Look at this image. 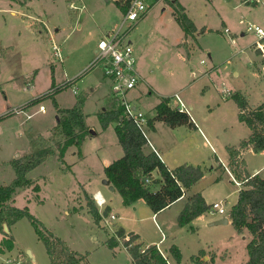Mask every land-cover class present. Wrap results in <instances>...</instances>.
Returning a JSON list of instances; mask_svg holds the SVG:
<instances>
[{"label": "rangeland", "instance_id": "obj_1", "mask_svg": "<svg viewBox=\"0 0 264 264\" xmlns=\"http://www.w3.org/2000/svg\"><path fill=\"white\" fill-rule=\"evenodd\" d=\"M244 1H177L186 7L185 11L198 27L207 25L211 29L198 37L199 44L211 52L212 60L218 66L210 78L200 77L210 62L206 55L196 51L187 60L183 51L176 48L182 30L172 12L175 0L154 1L145 18L136 22L128 35L134 46L136 68L141 75L143 70L149 72L137 88L128 92L131 102L148 116L159 99L157 92H173L193 82L195 85L186 89L187 99H182L184 103L195 107L194 115L196 111L207 110L206 104L211 105L214 108L208 116L211 130L214 134L217 131L223 143L237 144L248 127L238 120L237 105L231 94L241 91L251 105L259 101L260 90L264 88V80L259 77L263 67L259 64L261 57L249 52L252 51L250 42L254 35L246 31L248 22L256 24L255 21L259 20L264 24V9L260 2L252 7ZM73 3L78 7L73 8L68 0H0V185L9 183L15 176L10 163L13 158L29 155L37 149H50L51 155L30 172V185L13 193L12 204L18 208L27 206L29 212L64 240L70 249L85 254L86 259L78 264H133L122 239L113 248L107 246L112 229L103 224L102 216L96 223L87 205L86 191L99 183L100 168L95 160L94 145L96 148L101 145L113 147L117 143L115 132L109 130L82 142L79 148L84 152V160L72 164L73 172L59 171L60 167L67 166L65 162L77 160L78 147L69 146L63 158L59 157L65 136L58 126L60 116L53 99L63 108H71L82 100L86 126L92 128L100 124L99 112L119 106L111 93L110 82L103 76L102 66L81 67L94 58L93 41L97 42L101 31L118 25L123 10L114 0H75ZM81 5L84 6L80 8ZM25 12L34 15L32 21L36 23L32 24ZM36 17L54 34L62 60L54 57L49 34ZM79 23L81 26L78 28ZM224 27L228 28V33L224 32ZM240 32L244 35L240 36ZM191 45L194 46L193 43ZM244 51L257 59L253 61L254 67L242 58ZM201 59L207 60V65L200 63ZM190 70L195 72L194 78L190 77ZM67 80H73V83L63 87L53 98L45 97L38 103L27 105L30 100L56 89ZM52 81L54 88H50ZM149 87L152 95L146 99L145 91ZM40 104L44 105V112L39 110ZM224 150L225 147H220L218 155L223 156ZM245 157L250 167L264 163V156L260 154H247ZM86 164L91 165L94 172H86ZM239 164L240 157L237 163L228 162L227 166L237 174ZM202 167L210 168L204 164ZM224 175L223 194H228L224 202L228 206L234 200L238 185ZM35 184L41 188L37 193L33 190ZM119 200L116 193L114 203ZM103 211L99 210L103 215L109 214V211L106 214ZM120 213L127 217L126 224L141 229L144 237H159L160 233L147 217L150 209L145 201H141L135 211ZM160 215L168 218L170 213L165 211ZM160 218L157 220L159 223ZM117 222V219L113 221L114 230ZM10 232L18 247L15 250L22 253L24 264H51L43 242L27 218L18 220L10 227ZM186 234L184 239L185 236L192 238L190 233ZM185 241L189 242V239ZM26 249L33 253V263ZM241 253L237 245L229 249L227 254L230 258L223 264H236Z\"/></svg>", "mask_w": 264, "mask_h": 264}, {"label": "trees", "instance_id": "obj_2", "mask_svg": "<svg viewBox=\"0 0 264 264\" xmlns=\"http://www.w3.org/2000/svg\"><path fill=\"white\" fill-rule=\"evenodd\" d=\"M174 19L177 21L185 35H191L195 31V26L191 19L184 12L183 7L175 0L172 4ZM259 54V52H257ZM264 61V58H261ZM53 73V68H51ZM53 77V75H52ZM73 83L67 80L56 89L48 91L39 97L30 100L27 105L38 103L45 97H52L63 87ZM54 82L50 88H54ZM238 108V120L247 125L250 130L249 135L239 142L237 148L226 147L229 154L230 164L238 162L239 153L244 148L250 146L254 152L264 150V102L256 107H249L246 97L239 91L231 94ZM60 121L58 126L65 136L64 142L59 150V157L63 158L69 146H81L85 137L89 134V127L86 126L84 114L81 110L82 100H79L71 108H60L53 99ZM101 127L105 129L108 125H114V131L119 144L123 150V155L104 167L105 178L113 185L121 196L125 205L143 199L151 211L157 212L165 209L171 203L179 199L184 191L188 190L194 183L201 179L206 169L200 165L181 164L169 169L160 157L151 149H147V138L131 119L125 118L122 107H112L104 109L97 114ZM2 116H0V121ZM165 122L169 127H176L183 124H191V116L185 111H181L173 105L169 97L162 98L155 106V114L148 118V127H152L154 121ZM75 130L77 132H75ZM50 149H37L29 155L13 158L10 163L15 172L14 178L7 184L0 185V231L3 238L0 240V251H10L13 249V239L4 232L3 224L8 230L21 218H27L34 228L50 257L51 264H78L86 259V255L69 248L64 240L53 234L36 217H34L27 206L18 208L13 203V193L21 187H26L32 182L27 177V173L50 156ZM240 167V164H239ZM154 171H158L160 178L152 176ZM247 181L243 182L238 192L236 202L229 210L231 223L238 233L247 230L251 238L246 245L248 259L244 264H264V179L258 175L246 174ZM145 178H150L145 182ZM33 190L39 192L38 184L33 186ZM89 212L97 223L101 219V214L95 206L92 198L87 197ZM208 205L200 193L190 194L183 208L177 215V224L185 226L202 213L208 211ZM109 211L104 208L103 213ZM116 235L124 236V230L120 227L116 229ZM138 236L130 233V242L124 241L123 245L131 255L133 264H167L162 255L154 245L148 247L147 252H139L140 242ZM107 246L113 248L118 245L114 236H110L106 241ZM58 248V250H57ZM168 254L174 263L181 261V253L176 245L168 248ZM203 250L190 257L191 264H211L204 261Z\"/></svg>", "mask_w": 264, "mask_h": 264}, {"label": "crops", "instance_id": "obj_3", "mask_svg": "<svg viewBox=\"0 0 264 264\" xmlns=\"http://www.w3.org/2000/svg\"><path fill=\"white\" fill-rule=\"evenodd\" d=\"M68 1L70 3V2H74L75 0H68ZM114 1L118 3V6L121 8L119 2L117 0H114ZM151 1L154 4V1L156 0H151ZM244 2L247 4L249 3L252 4L253 5L252 7L256 6V4L259 3V2H256L255 0H245ZM260 3L262 4L263 9H264V0H260ZM82 6L84 5H81L80 8ZM182 7L186 15L193 22L195 26V31L191 35H185L183 30L181 29L182 36L179 39L176 45V48L178 50L183 51L187 60H190L192 58L193 53L196 51H199L200 54L202 53L206 55L210 59V62L207 68L202 70L203 72L201 73L200 77L204 76V77L210 78L211 74L214 71H217L218 66L213 62L211 52L205 47H203L201 44H199L198 37L199 35L209 33L211 29L207 25H202L198 27L195 24L192 17H190L185 11L186 7L185 6H182ZM12 13H15L14 10L12 11ZM25 13H22V14L25 15ZM27 16L30 17L32 24L36 23L35 21H32V18H35L34 15L27 14ZM145 16L143 18H145ZM36 19L37 21H40L43 24V21L40 18L36 17ZM255 22L256 24L264 26V24L259 22V20ZM43 26L45 27L44 24ZM80 26L81 25L79 23L77 27L79 28ZM45 29L47 30L49 34L51 43L52 41L56 43L55 40L53 39L54 34L51 32V30H48L46 27ZM223 30L224 32H227V33L229 32L227 31L228 30L227 27H224ZM243 35H244V32H240V36H243ZM253 41H254V38L250 43H252ZM86 43H89V40L86 41ZM191 43H193L194 46L191 45ZM92 44H93L92 51L94 53L95 48H96V42L93 41ZM131 45L134 51V46L132 43ZM249 52L250 53L252 52L253 55L256 56L257 58L261 57L259 54H257L253 50ZM134 55H135V52H134ZM243 55L245 56H243L242 58H244V60L249 61L252 66L254 64L253 61L254 60L257 61V59H253L251 54H249L246 51L243 52ZM135 58H136V55H135ZM61 60H62V55H61ZM89 62L90 60L85 65H83L81 69L83 68L86 69L88 65L90 64ZM162 62H164V60ZM206 62L207 60L205 59L200 60V63L202 64L207 65ZM259 64L264 65V61H260ZM261 69H262V72H259V77H261L264 80V69L263 68ZM141 70H143V66ZM138 73L140 74V71H138ZM148 74H149L148 71L143 70V75L140 74L142 78L141 82L146 79V76H148ZM194 76H195V72L193 70H190V77L194 78ZM139 85L140 84H138L135 88H137ZM192 85H195V84L191 82V84H188L186 86H181L173 92H168V91H162L159 93L157 92V96L159 97V99L157 100L153 108L151 109L150 111L151 113L148 116L145 114L147 118L153 117L155 114V106L162 98L169 97L171 99L172 104L175 106L180 100L185 105V107L188 109L193 125L183 124V125H178L176 127H169L165 122L156 120L153 122L152 127L147 128L148 132H146V136H147L148 141H147L146 148L151 149V150H156L158 152L160 159L164 162V164L169 169H172L181 164H192V165H200V166L204 164V166L206 165L210 167L209 170H206V172L204 173L201 179H199L196 183H194L188 190L184 191L183 195L179 199H177L175 202L171 203L168 207L157 212L156 214H154L149 208L150 214L147 215V217L151 219L152 223L155 226L156 231L160 233L159 237L158 238L144 237L141 229H139L138 227H133V226L126 224L125 221L127 217L122 215L120 211L121 212L122 211L123 212L135 211L138 205H140L141 201H144V200L139 199L129 205L123 204L121 196L119 195L117 190L105 178L104 167L110 164L115 159L120 158L123 155V150L121 148V145L119 144L118 138H116L117 143H115L113 147L101 145L96 148V146L94 145L95 160L98 163L101 171L100 170L98 171L99 183L94 184V187L92 186L93 187L92 190L89 189V191L88 192L86 191V193L88 197L90 198L92 197L93 199V195L96 192H99V195L102 198H104L106 201L105 207L109 209V213L111 212V213L118 214L117 215L118 222L116 223L117 228L118 227L122 228L125 234L126 233L129 235L130 233L136 234L138 236L137 242H140L141 245L145 246V245L158 244L159 247L166 252L170 261L173 264H191L190 257L192 255L197 254L199 250L204 251V255L202 256V259L204 261L210 262V259L212 258L211 264H223L230 258V254L229 255L227 254L228 250L231 248L232 249L235 248L236 245L239 246L242 252L236 264H244L248 259L246 245L248 241L250 240L251 236L247 230H244L242 233H238L233 227L231 223V219L229 217V210L231 206L236 202L238 192L241 189V187L238 186L236 188L234 200L232 203H230V205L227 206L224 201L227 199L228 194H225V195L223 194V187H224L223 185L225 183V179L223 177L225 176L224 174H226L228 179L231 180L228 172L225 170V167H226L238 180H241L244 176H246V174H250L251 176L258 175L264 179V163H261L254 167H250L245 157L247 154H251L253 156L260 154L264 156V150L254 152L250 146L241 150L239 153V157L241 158L240 168L238 169L237 174L233 173L232 170L227 166L229 162V154L227 152L226 147L233 146L237 148L239 145V142L249 135L250 130L248 128L247 133L243 134L242 137H240L237 144L235 145L225 144L221 140H219L217 131H215V134H214V131L211 130V127L208 124V120H209L208 116L213 113L214 108H212L211 105L206 104L207 110H205L204 112L196 111V115H194L193 111L196 110L195 107L191 103H188V106H187L183 101L187 99L186 89H188ZM205 89H206V86L204 89H202V91L204 92ZM145 92L147 93L145 98L148 99L152 95V88L149 87L148 90H146ZM176 96H178L179 100L176 98ZM172 98H175L176 101H174V99ZM137 99L140 100L141 96L138 95ZM262 102H264V88H261L260 90L259 101L256 104L251 103V105H253L252 107H256ZM251 105L249 104V107H251ZM60 108H63V107H60ZM237 113H238V108H237ZM89 129H92L93 133L90 132L89 130L90 136L85 137L83 142L87 140L88 138H90L91 136H97V134L103 135L109 130L111 131V133L115 132L113 124L108 125L105 129L101 127V124H99L95 128H92L91 126L89 127ZM222 146L225 147V150H224L225 152H223L224 153L223 156H220L218 155V150ZM17 155L18 154H16V156ZM77 156H78L77 160L75 159L74 162H70V163H66L63 159V161L65 162L67 166L65 168L60 167L59 171L66 170L69 172H73L72 164L83 161L84 152L80 150V154H78ZM84 167L86 168V170L84 169L86 172L88 173L94 172L93 171L94 168L91 165L86 164ZM37 168L38 167L29 171V173H27V177L29 176L30 172L35 171ZM152 176L157 179L160 178V174L158 171H154ZM104 179L106 180L105 183L103 182ZM116 193H118L120 200L115 204L114 196L116 195ZM194 193H200L208 205H211L215 201H221L225 206V213L220 214L217 211L211 212L208 210L202 213L201 215L197 216L196 218H194L190 224L185 225V226H179L176 220L177 215L180 212V210L183 208V206L185 205L187 201V197L190 194H194ZM165 211H169L170 213L168 218L160 215L164 213ZM74 213H76V211H74ZM160 216L162 218H160L161 221L159 223V221L157 220ZM225 217H227L226 223H215L218 220H221L222 218H225ZM12 226H14V224ZM186 233L191 234L192 238H187V236H185V239H189V242L185 241L184 239V235H187ZM7 234L11 236L13 239V249L8 252L12 254H18L22 257V253L19 250H15L18 247L15 243V239L13 235H11L10 229L8 230ZM3 236L4 235L0 232V240L3 238ZM171 245H176L178 249L180 250L181 261L179 263H174V261L171 259V257L168 254V248ZM26 251H28V249H26ZM29 252H30L29 256L32 257V263H33L34 261L33 253L30 250ZM131 261H132V258H131Z\"/></svg>", "mask_w": 264, "mask_h": 264}, {"label": "built area", "instance_id": "obj_4", "mask_svg": "<svg viewBox=\"0 0 264 264\" xmlns=\"http://www.w3.org/2000/svg\"><path fill=\"white\" fill-rule=\"evenodd\" d=\"M117 1L123 10L122 18L118 25L101 32V35L96 42L94 58L91 60L88 67L92 68L97 65L102 66L103 76L110 82L111 93L115 100L118 101V105L122 107L124 117L131 119L146 136L148 118L128 97V92L134 89L142 79L136 68V58L133 47L128 39V35L134 24L146 15L153 3L151 0ZM255 1L260 2V0ZM70 5L73 8L78 7L73 2H70ZM246 31L254 35V41L251 44L252 50L256 53L259 52V55L264 58V26L248 22L246 24ZM51 44L54 57L61 60V50L59 45L53 41ZM262 68L264 69V65ZM176 98L178 99V96H176ZM176 106L179 110L189 113L188 109L180 100ZM39 110L44 112V105L40 104ZM19 111H22V109ZM27 117H30V115H27ZM153 151L158 155L156 150ZM225 170L228 172L231 181L236 185L241 187L243 182L247 181V177L238 180L226 167ZM149 181L150 178H145V182ZM93 199L99 210L105 208L106 201L99 195V192H96L93 195ZM209 211H217L220 214H224L225 206L221 201H215L210 205ZM100 214L102 216L103 224L112 229L111 236H114L117 241L122 239L123 242H130L129 234L124 233L123 237H119L116 235L117 228L115 230L112 228V225L114 224L113 221L118 218L115 213L110 212L108 215ZM133 244V242H130L129 246H132ZM149 246L151 245H141L139 247V252L145 254ZM154 246L165 259L167 264H173L166 252L162 250L158 244H154ZM0 264H24V260L18 254H12L8 251H0Z\"/></svg>", "mask_w": 264, "mask_h": 264}, {"label": "water", "instance_id": "obj_5", "mask_svg": "<svg viewBox=\"0 0 264 264\" xmlns=\"http://www.w3.org/2000/svg\"><path fill=\"white\" fill-rule=\"evenodd\" d=\"M57 118H58V117H57ZM90 132L93 133V130L91 129ZM103 182L105 183L106 180L104 179ZM226 222H227V217L222 218L221 220H218V221L215 222V223H226ZM3 229H4L5 232H8V227L6 226V224H3ZM27 253L30 255L29 250L27 251Z\"/></svg>", "mask_w": 264, "mask_h": 264}]
</instances>
